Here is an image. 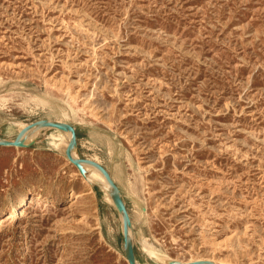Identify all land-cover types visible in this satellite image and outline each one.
<instances>
[{
    "label": "rangeland",
    "instance_id": "rangeland-1",
    "mask_svg": "<svg viewBox=\"0 0 264 264\" xmlns=\"http://www.w3.org/2000/svg\"><path fill=\"white\" fill-rule=\"evenodd\" d=\"M40 119L110 172L138 264H264V0H0V138ZM22 138L0 264H129L100 169L61 129Z\"/></svg>",
    "mask_w": 264,
    "mask_h": 264
},
{
    "label": "water",
    "instance_id": "water-1",
    "mask_svg": "<svg viewBox=\"0 0 264 264\" xmlns=\"http://www.w3.org/2000/svg\"><path fill=\"white\" fill-rule=\"evenodd\" d=\"M54 127L61 130H67L71 132V137L69 138L68 144L66 146V155L69 157V159L79 168L80 172L82 174H86L87 170L84 167L83 163H90L95 165L100 169V171L104 174L106 180L108 183L112 186V198L115 203V207L122 215V223H123V239H124V247H125V255L129 262V264H138L136 255H135V245L134 240L132 238L131 234V226L132 221L130 218V214L128 212V209L126 207V204L124 202V199L122 197L121 191L117 183L112 178L110 172L99 162L92 160L90 158H82L78 155H74V147L77 146V132L75 127L67 122L63 121H55V120H48V119H40L37 121H34L27 126L21 128L17 134V136L14 139H1L0 138V145H15V146H26L27 143L24 141L22 136L28 129H31L33 127ZM168 264H217L215 261L206 259V260H193L190 262H170Z\"/></svg>",
    "mask_w": 264,
    "mask_h": 264
},
{
    "label": "bare ground",
    "instance_id": "bare-ground-1",
    "mask_svg": "<svg viewBox=\"0 0 264 264\" xmlns=\"http://www.w3.org/2000/svg\"><path fill=\"white\" fill-rule=\"evenodd\" d=\"M72 95V94H71ZM38 128L39 127H36V128H31V129H29V133H30V135L32 136L33 134H35L36 132H37V130H38ZM66 134H67V136L68 137H71V132L70 131H67V130H63ZM26 138V137H25ZM27 142V141H26ZM74 153V155H77L76 153H75V151L73 152ZM87 177H89L90 179H97L98 181H100L101 183H103V184H105V185H107V186H109V187H111L112 188V186L108 183V181L106 180V179H103V178H99V177H95V176H89L88 175V173H87V175H86ZM28 191H31L32 192V198H35V199H38V198H40V197H42V196H44L43 195V193L40 191V190H34V191H32V187H29V188H27V189H25L24 191H21L20 192V197H19V200H20V203H23V202H25L26 201V197H27V192ZM51 196V195H50ZM53 201L54 200H56V198L57 197H55V196H51L50 197ZM16 200V199H15ZM18 202V201H17ZM43 202V201H42ZM10 204V203H9ZM17 204V203H16ZM13 206H14V203H13ZM18 206V205H17ZM15 209V208H14ZM3 210H0V213L2 212ZM11 211V210H10ZM5 212V211H4ZM121 218H122V215H121ZM206 259H209V258H205V257H199V258H196V259H190V260H187V261H185V262H190V261H193V260H206ZM211 260V259H210ZM185 262H183V263H185Z\"/></svg>",
    "mask_w": 264,
    "mask_h": 264
}]
</instances>
